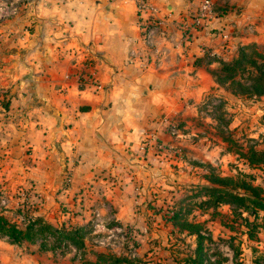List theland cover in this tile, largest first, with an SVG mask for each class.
<instances>
[{
	"label": "crops",
	"instance_id": "0c3cea01",
	"mask_svg": "<svg viewBox=\"0 0 264 264\" xmlns=\"http://www.w3.org/2000/svg\"><path fill=\"white\" fill-rule=\"evenodd\" d=\"M193 1L151 0L140 14L133 0L0 1L1 202L28 195L45 217L89 222L91 234L145 229L151 191L168 184L166 124L189 122L221 89L218 58L264 48V0H213L206 26L185 39L179 16ZM42 257L0 249L6 262Z\"/></svg>",
	"mask_w": 264,
	"mask_h": 264
},
{
	"label": "rangeland",
	"instance_id": "374dc122",
	"mask_svg": "<svg viewBox=\"0 0 264 264\" xmlns=\"http://www.w3.org/2000/svg\"><path fill=\"white\" fill-rule=\"evenodd\" d=\"M254 47L264 53V48ZM236 54L237 50L233 56ZM218 85L221 89L204 95L198 115L193 113L189 122L170 119L166 124L171 136L163 143L169 150V167L165 169L168 184L158 183L157 188L151 191L153 198L148 197L145 203L150 213L144 230L135 231L126 226L91 234L88 233L92 227L89 222L64 224L65 221H59L55 212L45 217L39 212L42 205H35L33 199L28 200L29 196L24 195V199L14 203L0 201V214L18 227H24L31 216L40 213L44 221L52 222L54 226L77 228L83 245L74 247L56 233L44 231L19 244L8 242L0 234V245L3 244L0 249L11 257L18 250L43 252L47 256L42 257L43 264H124L114 261L115 257L121 256L133 263L199 264L193 260L194 234L172 225L167 219L173 210L178 209L181 218L201 224L200 230L205 238L200 264H264V211L256 209L250 212L242 206L224 202L201 206L197 201L202 196L194 194L199 185L210 184L206 175L211 172L244 178L260 186L264 194V163L249 164L239 153L250 147H264V112L257 109L263 103L262 95L232 94L229 87L236 86L228 81ZM177 127L178 131L188 134L185 136L187 144L176 142L180 137L170 133ZM226 187L243 192L232 184ZM50 203L54 205V202ZM61 203L57 202L56 208L66 209ZM0 264L18 263L0 259Z\"/></svg>",
	"mask_w": 264,
	"mask_h": 264
},
{
	"label": "trees",
	"instance_id": "16d2710c",
	"mask_svg": "<svg viewBox=\"0 0 264 264\" xmlns=\"http://www.w3.org/2000/svg\"><path fill=\"white\" fill-rule=\"evenodd\" d=\"M255 44H243L237 47V54L231 59L218 58L219 67L211 73L217 84L235 83V87H229L232 94L244 93L245 95L264 94V53L254 47ZM252 48L251 50H247ZM239 79H238V77ZM245 79L246 81H242ZM3 109L7 108V100L2 101ZM249 164L264 163V147L256 149L250 147L245 152H239ZM206 179L210 184H202L197 187L194 194L202 196L197 203L201 206L216 205L217 203H231L242 206L245 210L254 212L256 209L264 211V194L258 185L250 183L244 178H233L227 175L209 173ZM227 184L239 188L243 192L227 188ZM173 210L168 216L172 225L194 234L195 257L200 264L202 254V241L205 236L200 230L198 221L181 218L178 212ZM38 213L27 220L24 227H18L0 214V234L7 238L10 243H21L22 240H32L37 233L44 231L58 235L60 238L69 240L74 247L82 246L83 241L77 228L57 227L43 220ZM63 226V225H62ZM115 262L124 264H147L146 262L133 263L126 257H115Z\"/></svg>",
	"mask_w": 264,
	"mask_h": 264
},
{
	"label": "built area",
	"instance_id": "2783aa9c",
	"mask_svg": "<svg viewBox=\"0 0 264 264\" xmlns=\"http://www.w3.org/2000/svg\"><path fill=\"white\" fill-rule=\"evenodd\" d=\"M137 13L151 10V0H133ZM213 0H194L189 3L179 16L180 35L189 39L198 30L206 26L213 15Z\"/></svg>",
	"mask_w": 264,
	"mask_h": 264
}]
</instances>
